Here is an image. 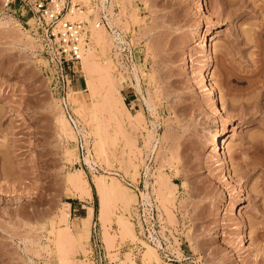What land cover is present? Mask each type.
Here are the masks:
<instances>
[{
  "label": "rangeland",
  "instance_id": "rangeland-1",
  "mask_svg": "<svg viewBox=\"0 0 264 264\" xmlns=\"http://www.w3.org/2000/svg\"><path fill=\"white\" fill-rule=\"evenodd\" d=\"M204 1L213 17L198 0H71L79 9L67 18L86 21V49L92 43L102 70L90 77L80 60L69 74L73 123L53 87L33 12L0 0V264L264 263V167L245 177L239 171L264 145L256 74L264 65V0ZM100 20L107 40L97 42L90 32ZM199 24L211 28L208 81L225 116L203 90L208 57L196 44ZM216 124L230 129L220 138L232 154L228 165H218L207 147ZM76 171L91 197L66 181ZM100 174L134 197L128 210L118 202L106 224L93 184ZM231 201L236 207L228 209ZM60 211L69 228L61 242L52 228ZM120 214L135 238L121 234ZM145 243L159 259L145 257Z\"/></svg>",
  "mask_w": 264,
  "mask_h": 264
},
{
  "label": "bare ground",
  "instance_id": "bare-ground-1",
  "mask_svg": "<svg viewBox=\"0 0 264 264\" xmlns=\"http://www.w3.org/2000/svg\"><path fill=\"white\" fill-rule=\"evenodd\" d=\"M101 5L104 6V0H101ZM197 5L200 8L205 9V13L207 14V16H210V17L214 16L213 11L205 4L204 0H198ZM89 11H91L90 8H89ZM76 19H81V18H76ZM93 24H94L93 26H95V27L90 32L91 38L97 42H101V41L105 40L106 36H104V34L106 32L104 31V28H98L99 25L97 24V22H94ZM198 28H200V31L197 34V36L195 37L196 44L199 45V48L202 51L203 56L205 55V57L206 56L208 57V60L204 66V70L202 73V81L205 82L203 90H204L205 94L212 99V104H213V107H214L217 115L225 116V114H227L228 109L224 106V104L220 103L219 98H218L217 93H216V89L208 81L210 73H211V69L213 66V62L209 56V51H210L209 36L211 34V28L208 25L206 27H201L200 24L198 25ZM106 40H107V37H106ZM97 42H96V44H97ZM88 46H90V45L88 44ZM91 47H92V43H91ZM91 47H88L86 49V51L84 52V54L81 57V63H80L82 65L81 70H83L85 72V74L88 73L90 77L93 75L94 71H99V70L102 71L101 66H99L98 62L95 59V56H96V55H94L95 53L93 54V50H92L93 48H91ZM260 48H261L260 55L262 56L261 59L263 60L264 59V47H260ZM108 63L110 64V62H107L106 64H108ZM108 66H110V65H108ZM263 66L260 65L257 68L256 74L259 75V77H262V79L260 80V84H258V85L264 89V68H263ZM106 68L107 67L105 65L104 69L106 70ZM106 74L109 75L110 73L109 74L105 73V75ZM105 78H106V76H105ZM90 80L91 79H89L88 77L85 76L86 89L89 91L90 94H93L94 89L92 86V82ZM254 85H255V83H254ZM254 87L256 88L257 86H254ZM77 93H79V91H72L71 92V94H73L72 98L77 101L75 104L77 105V107H80V104H81L80 99H78V98H76V96H74ZM255 104H256L255 106H257L259 103L255 102ZM120 105H121V103H120ZM263 105H264V102H263ZM59 115H62V114L59 113ZM58 121L60 124V131L65 135H69L71 131L68 127L67 119H65V117H63V116H60ZM227 130L228 131L230 130L228 125H217L216 124L208 131V134L206 137L207 147H208L210 153L212 154V156L215 157V160L218 162V165H220V164L228 165L230 163L229 162L230 158L232 157V154H227V155L224 154L223 147L221 146V143H220L221 135L224 134ZM100 143H102V140ZM101 145H103V144H101ZM99 149L102 150V148H99ZM254 151H256V154H252L254 156L250 157L249 161L248 160L245 161L246 164H250L249 169H245V168H244V170H242V168L239 169V171L240 170L242 171L241 172L242 177H245V175L247 176V173L249 171H252V170L258 168L259 166L264 167V145H263V143L261 145L259 144L257 146L256 150H254ZM242 177H240V178L242 179ZM260 178L262 180V184H264V173L262 175H260ZM66 181H68L70 184L76 185L79 188L80 187L82 189L84 188L83 191L87 195H89V197H91V195H92L91 190L88 187H85L86 181L83 179L80 171H78V172L76 171V173H68V175L66 176ZM231 182H233V181H231ZM93 184H94V188L96 190V193L99 197V214L98 215H99V219H100L99 221H102V223L110 221V217H112V215L115 214L114 211L116 209L115 207H116V204H118V202L123 205L124 210H128L129 206L134 201V197H133V195L128 193L129 191L127 190V187L125 185L119 183V181H115V179L113 180V178L110 181H108L106 179L105 175H102V174L96 175L95 181ZM231 186L235 188V186L233 184ZM162 187H163V184H162ZM231 189H233V188H231ZM157 193L159 194V190H157ZM162 197H163V195H162ZM67 204H69V203H67ZM236 204L237 203L235 201H231L228 209L235 208ZM27 211H29V210H27ZM24 212H25V210H24ZM32 212L33 211H30L29 213H32ZM59 213L60 214L58 216V220L57 221L55 220L56 226L52 222V228H56L57 233H58L57 240L59 242H61L63 233L64 232L66 233V231L69 230V228H68V213L63 212V211H60ZM116 219H117V224L120 228L121 234H123L125 236H129V238H135L136 237L132 223L130 222V220L127 217H125L123 214H120V215L116 216ZM57 224H58V226H57ZM101 225H103V224H101ZM67 233L69 235V232H67ZM110 237L111 236H108V234H107V237H106L107 243L109 242V239L112 240V238H110ZM241 238H243V240H246V235H245L243 230L241 231ZM246 241H248V240H246ZM108 244H111V242ZM249 244L252 245L253 242L251 241V242H249ZM145 245L147 248L146 253H145V257H148L149 259H150V257H154L156 259H159L157 256V253H156L157 250L154 247H152V245H149L147 243H145ZM262 255L264 256V246H263ZM262 258L263 257H261V259Z\"/></svg>",
  "mask_w": 264,
  "mask_h": 264
},
{
  "label": "built area",
  "instance_id": "built-area-1",
  "mask_svg": "<svg viewBox=\"0 0 264 264\" xmlns=\"http://www.w3.org/2000/svg\"><path fill=\"white\" fill-rule=\"evenodd\" d=\"M28 7L36 23L42 28L43 50L47 56L52 76L56 75L53 87L60 96L61 108L68 119L75 123L68 100L69 74L81 60L88 45V29L85 20H69L79 7L71 0H3L8 7L15 3ZM102 20L97 24L100 25Z\"/></svg>",
  "mask_w": 264,
  "mask_h": 264
}]
</instances>
